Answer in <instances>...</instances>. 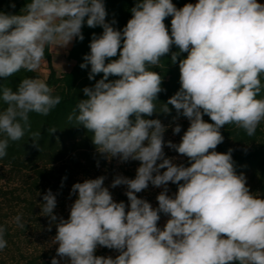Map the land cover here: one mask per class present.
I'll return each mask as SVG.
<instances>
[{
  "label": "clouds",
  "instance_id": "9594fccd",
  "mask_svg": "<svg viewBox=\"0 0 264 264\" xmlns=\"http://www.w3.org/2000/svg\"><path fill=\"white\" fill-rule=\"evenodd\" d=\"M131 13L117 30L115 21L106 22L103 0H30L19 14L0 12V78L22 69L36 72L47 48L84 39L85 22L103 28L80 65L91 66L90 80L103 77L83 88L86 98L68 119L93 133L100 154L140 162L134 179L116 176L111 184L127 186L128 206L113 200L104 176L73 184L76 199L68 219L54 214L57 199L50 189L43 195L40 215L55 223L56 257L69 264H264V198L250 191L244 174H236L231 149L215 151L224 141L225 125L251 137L264 122V4L198 0L178 9L172 0H138ZM169 16L170 34L164 23ZM173 45L179 49L171 53L173 63L187 53L179 59L181 87L160 111L168 113L170 104L189 120L181 142L167 146L186 156L190 166L165 156L166 127L144 118L157 110L163 91L162 76L150 69ZM53 91L38 77L23 78L15 91L0 89L5 105L0 107V158L7 155L9 141L20 140L30 128V113L47 116L61 102ZM173 132L180 133L181 126ZM39 135L33 134L34 145ZM169 182L178 186L174 196L167 194ZM149 183L164 187L156 208L137 196ZM161 213L170 217L163 229ZM12 222L25 227L21 215ZM5 233L0 226V251L7 247ZM98 246L119 255L97 256ZM56 257L51 264H59Z\"/></svg>",
  "mask_w": 264,
  "mask_h": 264
},
{
  "label": "trees",
  "instance_id": "16d2710c",
  "mask_svg": "<svg viewBox=\"0 0 264 264\" xmlns=\"http://www.w3.org/2000/svg\"><path fill=\"white\" fill-rule=\"evenodd\" d=\"M28 2L30 0H0V12L19 14ZM103 2L107 12L106 22L112 23L115 21L112 26L117 30H122L128 20L132 18L131 9L138 0H103ZM172 2L178 9L188 3L194 4V0H172ZM12 4H15V8L11 7ZM171 19L172 17L169 16L164 21L169 34L171 32ZM102 33L103 28L101 26L90 28L85 22L82 27L84 39L82 41L78 38L74 39L72 47L67 54V60L73 62V65L69 71L60 75H57L53 69L49 52L50 47L45 50V60L48 67V75L45 81L54 89L53 95L61 97V102L47 116L30 113V128L25 131V135L20 140L9 141L7 155L0 158L3 164L15 167L20 172H30L35 176L28 187L32 189L30 193H37L45 186L52 189L51 180L58 178L68 181L71 179L73 172L77 173L84 171L85 167H93L94 162L102 158V155L92 142L93 133H90L82 125H77L74 119L72 121L68 119L79 100L86 98L82 91L83 88L93 87L96 81L103 77L101 73L90 80L91 66L89 65L83 69L80 67L84 63L83 57L90 53L89 46L94 34L99 37ZM172 52H179V49L173 45L171 52L161 57L160 64L150 69L162 76L161 87L163 91L157 96V110L152 116H144V118L159 119L162 124L172 121L178 115L184 117L182 112L178 113L170 104L167 105L170 110L168 113L160 111V106L167 104L169 98L179 91L181 87L179 59L186 58L187 53H181L177 62L173 63L171 60ZM118 58L119 53L117 57L111 59ZM107 62L110 61L106 60ZM25 77H38V74L22 69L9 78H0V89L10 87L15 91L20 81ZM118 78L110 76L109 80ZM262 83H264V78H262ZM0 107H5L2 100H0ZM132 119L134 120L135 118L132 117ZM203 119L212 123L207 115H204ZM53 129L56 131L52 133ZM220 131L224 138L233 141L238 146L242 145L244 147L233 149L232 145L226 140L219 144L215 151L227 153L231 149L233 167L236 174L247 176V174L251 173L255 177H259L261 190L264 193V129L258 127L255 135L251 137L234 124L225 125ZM34 133L40 134L35 138V145L33 144ZM43 166H47L48 169L43 168ZM175 187L178 188L176 184ZM22 202L25 203L23 206V217L26 215L27 221L34 223L36 216L33 212V200L23 199ZM162 215L163 213L160 214V217ZM24 225L25 227L21 228L15 236L19 237L26 234L29 226L28 223H24ZM3 226L7 228L6 224ZM9 238H11V235L6 229L5 239L7 247L0 251V254L8 256L14 250L18 257V262L15 264H51V260L54 257L53 253L44 252L39 255H26L20 247H14L15 242L13 240L9 242ZM9 244L12 248L9 247ZM10 257L14 259L13 254ZM0 264H4L2 259Z\"/></svg>",
  "mask_w": 264,
  "mask_h": 264
},
{
  "label": "rangeland",
  "instance_id": "374dc122",
  "mask_svg": "<svg viewBox=\"0 0 264 264\" xmlns=\"http://www.w3.org/2000/svg\"><path fill=\"white\" fill-rule=\"evenodd\" d=\"M69 45L67 47H54L49 48V52L51 55V62L53 69L55 70L57 75H60L64 72H67L71 69L73 62L67 60V52ZM38 74V77L41 79H46L48 75V67L47 62L44 60L40 66V68L35 72ZM181 126V132L178 134H174L173 128L176 125ZM166 127V131L164 133V153L168 158H175L174 163L176 164H184L185 166H190V162L186 156H182L177 153L174 149H171L167 146V142L171 141L174 144H179L181 142V138L187 128L190 126V122L187 118H184L180 115L176 116L172 121L163 123ZM264 129V122L261 123L260 126ZM229 142L232 145L233 149L242 148L244 146L235 144L233 141H230L224 138V141ZM102 155V154H101ZM159 163V161H158ZM140 166L139 161L129 160L127 162L120 161L119 158H108L105 155H102L100 160H96L94 162L93 167H85L84 171H80L77 173H72V177L70 180H60L56 178L55 180H51V185L53 188L50 189L48 186L42 187L41 190L37 193H30L32 189L28 188L32 180L34 179V175L27 171H19L16 170L15 167H11L10 165L3 164L0 161V226L7 225V230L11 235L9 238V242L13 240L15 243L14 247H20L22 252L27 254L39 255L44 252H51L53 256L56 257V249L58 245L52 244L51 241L56 235V227L55 223H50L49 218L40 215L41 207L43 201V195L50 189L54 195H56L57 206L54 209V214L58 217L68 219L70 215L71 205L74 203L76 199V194H71V189L73 184L77 182H84L86 179H95L100 176L105 177L104 186L109 188L113 196V200L115 202L123 201L126 206L129 205V201L127 196L125 195L127 191L126 185H120L115 188L111 187L112 181L116 176H124L130 179H134L136 176V170ZM48 169L47 166H43V168ZM164 169L161 170L163 172ZM62 177V175H61ZM246 182L250 191L253 194H259L261 198H264V193H262L259 177H255L254 175L247 174ZM53 183V184H52ZM30 191H29V190ZM168 195L174 196L178 191V188L175 187V184L169 182L167 185ZM164 190V187H155L149 183V186L146 190L137 193L138 198H142L147 200L153 208L158 207L157 196ZM23 199L33 200V212L36 216V221L34 223L28 222L26 215H24L23 206L25 205L22 202ZM127 210V207H126ZM17 215L22 216V222L28 223V230L25 235L15 236L21 228L17 227L15 223H13V218ZM28 216V215H27ZM170 217L163 214L158 221V227L163 229L167 220ZM51 226V230L49 231V227ZM9 247L12 246L9 244ZM11 254L14 255V259H11ZM97 256H104L115 258L119 255V252L115 249H109L103 246H98L95 252ZM0 258L3 260L4 264H15L18 262V257L13 250L8 256L0 254ZM59 260V264H69L67 259H61L56 257ZM0 259V260H1Z\"/></svg>",
  "mask_w": 264,
  "mask_h": 264
},
{
  "label": "crops",
  "instance_id": "0c3cea01",
  "mask_svg": "<svg viewBox=\"0 0 264 264\" xmlns=\"http://www.w3.org/2000/svg\"><path fill=\"white\" fill-rule=\"evenodd\" d=\"M197 2H198V0H194V4L197 3ZM257 2H258V3H261V4H264V0H257ZM73 41H74V40H73ZM73 41L69 44L68 52H69V50H70L71 47H72ZM68 52H67V54H68Z\"/></svg>",
  "mask_w": 264,
  "mask_h": 264
}]
</instances>
